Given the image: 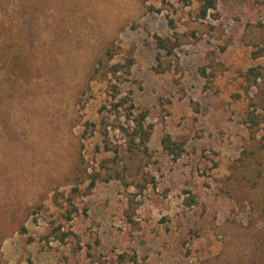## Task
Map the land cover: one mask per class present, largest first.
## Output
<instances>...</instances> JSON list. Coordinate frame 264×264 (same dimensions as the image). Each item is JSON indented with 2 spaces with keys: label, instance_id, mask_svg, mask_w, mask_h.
Here are the masks:
<instances>
[{
  "label": "rangeland",
  "instance_id": "374dc122",
  "mask_svg": "<svg viewBox=\"0 0 264 264\" xmlns=\"http://www.w3.org/2000/svg\"><path fill=\"white\" fill-rule=\"evenodd\" d=\"M199 1L3 0L14 28L11 56L21 55L27 74L10 76L0 63V231L13 211L46 200L26 234L2 241L0 264H253L264 222L220 186L248 138V103L264 115V53L253 58L247 45L264 36V0H216L204 20ZM155 36L176 43L174 57H163ZM109 44L118 50L115 62L133 60L120 89L133 117L145 114L151 126L139 159L155 185L133 196L117 181L98 183L76 198L77 212L65 222L52 197L71 156L78 150L96 168L110 154L101 118L118 149L124 144L113 126L131 125L110 110L105 83L90 77ZM160 63L167 71H157ZM209 64L216 75L208 67L202 74ZM249 68L261 72L250 88ZM164 135L183 141L180 157L163 150ZM248 198L259 202L260 191ZM59 224L77 239L56 241L50 232Z\"/></svg>",
  "mask_w": 264,
  "mask_h": 264
},
{
  "label": "trees",
  "instance_id": "16d2710c",
  "mask_svg": "<svg viewBox=\"0 0 264 264\" xmlns=\"http://www.w3.org/2000/svg\"><path fill=\"white\" fill-rule=\"evenodd\" d=\"M216 0H200L197 9V18L206 19L208 11L215 9ZM7 5L0 0V38L1 31L7 35L6 39L0 40V63L6 65L10 76L21 78L17 76L16 71L21 73L20 76L27 74V69L22 61L20 54L12 53V44L8 36L13 33V24L8 21L6 17ZM262 27V26H260ZM16 30H20L15 27ZM24 32H28L29 30ZM4 35V34H3ZM257 37V36H256ZM248 38L247 45L254 48L252 52L253 58H259L263 55L264 49L259 45L264 44V36L259 38ZM157 47L164 53V58H172L175 56L174 50L176 43L172 42L170 38H163L155 36ZM255 40V42H254ZM223 51V49H221ZM118 54L117 48L113 44L105 45L96 55L91 71V80H97L105 83L107 92L110 93V106L117 118L124 117L128 119L131 125L123 126L124 123L113 126V129L122 136L124 147L118 149V146L111 145L108 139V124L105 122L107 118H101L99 126H102V133L105 136L103 140V151L110 153L109 156L101 158L96 165V168H89L84 160V156L80 151H76L72 157L70 167L67 174L57 184L52 203L59 210L60 218L65 222L72 220L74 213L77 212L74 201L76 198L88 196L98 183H108L117 181L126 190L131 189L133 196H140L150 185H155L154 177L146 172L141 165L140 157L148 153L147 143L151 135V126L145 124V114H138L133 117L134 106L129 103L130 99L125 96L120 89V85L128 81L130 75V68L133 64L131 58H127L126 62L114 61ZM160 54L157 55V60ZM158 64L157 71L163 73L167 71ZM216 64H209L203 70L211 69V76H214L216 71ZM249 83L248 88L257 83V79L261 77V72L258 68H249L245 73ZM210 77V74L208 75ZM9 83H14L12 79L7 78ZM2 92V91H1ZM125 104H129L126 108L125 114L118 112ZM257 105L251 100L248 105L242 124L248 133V138L243 145V149L237 158L233 159L227 167V175L222 179L220 191L235 199L238 203L243 202V207H251L258 219L264 222V115L257 112ZM86 126L95 127L93 122H85ZM163 150L173 159L180 157L183 153V141L178 139L173 140L169 135H164L161 140ZM64 191H59V189ZM260 191V201H254L248 198L249 192ZM46 196L41 195L32 205L24 206L20 210L13 211L2 224V231H0V245L2 241L14 233L26 234V222L30 217L37 215L44 209V201ZM243 199V201H242ZM247 201L249 202L246 205ZM59 224L51 229L50 235L56 241L64 242L67 239L75 241L77 236L70 230H62ZM257 237V244L255 247L253 264H264V234H259Z\"/></svg>",
  "mask_w": 264,
  "mask_h": 264
}]
</instances>
